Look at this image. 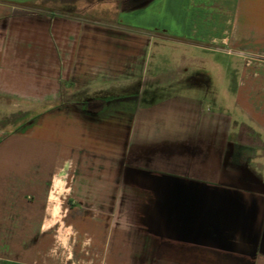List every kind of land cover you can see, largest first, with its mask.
<instances>
[{
	"label": "crops",
	"instance_id": "crops-1",
	"mask_svg": "<svg viewBox=\"0 0 264 264\" xmlns=\"http://www.w3.org/2000/svg\"><path fill=\"white\" fill-rule=\"evenodd\" d=\"M44 1L0 0V104L28 117L0 128V264H264V176L230 156L236 124L264 140V0ZM158 41L228 57L233 89L62 103L140 83Z\"/></svg>",
	"mask_w": 264,
	"mask_h": 264
},
{
	"label": "rangeland",
	"instance_id": "rangeland-1",
	"mask_svg": "<svg viewBox=\"0 0 264 264\" xmlns=\"http://www.w3.org/2000/svg\"><path fill=\"white\" fill-rule=\"evenodd\" d=\"M59 1L45 0L39 7L43 10H52L58 7ZM190 45L193 44L158 41V57H156L157 60L153 61V68L155 69L144 74L140 83L134 82L124 89L103 90L96 99L91 97V92H74L72 89L67 90L66 87L63 88L62 103L74 102L88 111L104 113L120 107H132L136 102L145 105L155 98L158 101L167 95L187 91L191 87L212 93L214 81L219 85L226 83L228 85L227 92L231 91L236 81V74L230 67L229 58L218 56L215 59L211 55L203 60L196 54H188L192 50ZM214 64L225 65L228 69L227 72L221 74L210 71ZM24 110L26 109L22 106L0 104V128L6 129L8 132L19 131L28 120ZM235 127L236 141L242 145H249L251 148L247 149L249 153H244L245 148H230L232 164L243 167L248 174L251 173L258 178H263L264 140L249 125L240 123L236 124ZM57 236L61 244L69 249L72 232L63 228L61 232L57 233Z\"/></svg>",
	"mask_w": 264,
	"mask_h": 264
},
{
	"label": "trees",
	"instance_id": "trees-1",
	"mask_svg": "<svg viewBox=\"0 0 264 264\" xmlns=\"http://www.w3.org/2000/svg\"><path fill=\"white\" fill-rule=\"evenodd\" d=\"M148 1L150 0H120V6H121V9L127 10V9H132L134 7L143 5L147 3ZM155 101H157V98L153 99V101H149L148 103L155 102Z\"/></svg>",
	"mask_w": 264,
	"mask_h": 264
}]
</instances>
